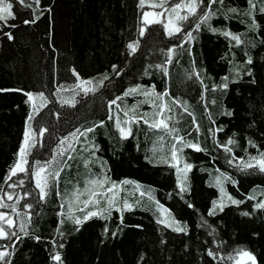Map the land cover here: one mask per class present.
Listing matches in <instances>:
<instances>
[{
  "label": "trees",
  "instance_id": "obj_1",
  "mask_svg": "<svg viewBox=\"0 0 264 264\" xmlns=\"http://www.w3.org/2000/svg\"><path fill=\"white\" fill-rule=\"evenodd\" d=\"M9 2L15 18L0 21V198L9 206L15 204L20 215L11 207L0 209L15 222L12 229L4 224L5 230L19 236L0 239V251L9 253L0 264H56L51 258L56 252L62 264H234L228 257L239 249L250 251L256 264H264V209L253 210L255 203L264 200V173L242 171L238 166L241 159L258 155V149L264 151V13L259 11L260 0L251 17L244 15L248 0H217L211 9L215 15L207 24L196 31V17H190L182 22V33L172 37L165 35L160 24L151 25L140 36L142 13L163 11L147 5L141 8L140 0H39V4L27 0L30 7L19 0ZM176 2L169 0L165 8ZM231 8L238 11L230 12ZM205 11L208 0H202L198 14ZM37 16L35 23H24ZM253 19L258 25L255 29L250 28ZM189 31L193 39L185 42L184 33ZM225 31L238 35L242 42L224 36ZM135 41L138 47L131 52L127 45ZM182 43L183 47H175L171 63H165L167 50ZM157 65L167 67L168 75ZM73 70L82 80H92L96 90L87 95L79 89L58 92L61 86L70 89L78 83ZM137 86L141 93L167 90L169 103L175 98L186 101L199 125L197 132L192 116L175 107V118L169 123L180 136L203 149L183 148V162L193 165L183 193L177 187L176 169L158 160L168 155L174 142L170 136L140 121L131 125L127 139H121L115 127L116 117L124 120V111L133 106L137 113L153 111L142 94L123 95ZM27 92H43L49 102L31 121L37 135L28 156L29 171L13 176L8 184L15 186L8 187L5 177L17 158L31 110ZM118 96L122 99L110 108V101ZM73 97L74 106L63 103ZM41 128L46 129L42 136ZM87 128L94 131L79 136L78 141L69 136ZM65 136L75 150L57 157L54 167L63 170L58 181L50 182L41 201L31 166L37 160L51 159ZM161 136L164 150L153 156L151 149ZM230 137L235 143L227 145L231 152H226L223 145ZM249 140L257 147H251ZM102 174L117 184L134 182L116 190L121 211L113 208L110 215L105 214L107 218L98 215L76 225L67 217L82 219L86 211L96 209L90 206L81 212L83 205L73 203L69 211L66 201L77 187L83 189L87 180ZM217 178L225 192L242 203L232 204L224 197L223 211L217 207L210 216L212 202L221 200ZM250 195L255 200H249ZM125 199L132 205L130 210H123ZM26 204L32 207L27 209ZM158 205L181 226L186 225V233L157 223L158 218L168 219L162 217ZM22 223L26 224L24 231H20Z\"/></svg>",
  "mask_w": 264,
  "mask_h": 264
},
{
  "label": "snow or ice",
  "instance_id": "obj_2",
  "mask_svg": "<svg viewBox=\"0 0 264 264\" xmlns=\"http://www.w3.org/2000/svg\"><path fill=\"white\" fill-rule=\"evenodd\" d=\"M36 4H39V0H35ZM202 0H179V2L172 3L170 7L165 8V4L169 3V0H159V2H156V0H140V7L144 8L146 5L153 9H163V11H144L141 16V27L139 29L140 36L143 37L145 32L147 31V28L154 24H160L163 29L165 35L172 37L177 34L182 33V22L189 20L190 17H196V24L195 29L198 31L203 24H207L208 21L212 18V16L215 15V13L211 10L212 5L217 2V0H208V11L203 12V14H198V8L200 7ZM220 3H223V0H219ZM19 3L25 7H30V5L27 4V0H19ZM12 3L9 2V0H0V21H6L8 19H14V14L12 12ZM257 8V0H248V8L244 11V15L252 16L253 11ZM230 12H237L238 9L231 8L229 9ZM259 11L261 13H264V0H260V6ZM182 12L184 14H182ZM39 17H35L33 20L28 21L25 20L24 23H35V20ZM14 26V25H13ZM257 22L255 19L252 20V23L250 25L251 29H255L257 27ZM213 31H216V29H212ZM226 37H230L231 40H234L237 44H240L242 41L238 35H235L231 32L225 31L222 33ZM9 39L12 38L11 34H8ZM185 42L190 41L193 39L192 32L189 31L187 33H184ZM139 42H131L127 45V48L131 52H135L138 47ZM175 47H183V43L177 46H174L172 48H169L166 53V62L165 63H171L172 61V54L175 51ZM248 63H251V60L249 59ZM157 68H160L165 76L168 75V69L164 65H157ZM113 71H116V66L113 65ZM73 75L76 76L78 83L72 86L70 89H65L62 86L57 89V91H64V90H70L73 92H76L77 89L82 91L85 95H87L89 92H94L96 90L95 87H93V81L92 80H82L78 73L73 70ZM104 80H107L108 77L105 75ZM197 79H199V74L197 73ZM225 80H227V77H224ZM201 83H203L201 81ZM100 84H103V80L100 81ZM206 87V86H205ZM220 87H227L226 84L220 85ZM216 86H213V90H215ZM136 93H140L143 96H145L147 99L144 102L149 103L150 107L153 108V111L151 113H137L136 106H133V108L124 111V120H121L119 116L116 117L115 127L117 131L119 132L121 139H127L128 136L132 134L131 125L139 123L140 121H143L150 129H154L157 131H163L166 136H170L172 140L174 141L171 143L168 147V155H160L158 157V160L160 163L168 164L170 167H173L176 169L177 173V187L180 189L181 193L187 190L186 187V181H187V174L192 169L193 165L189 163L183 162V158L181 153L183 152L184 147H189L194 149L195 151H202L199 143H193L189 140H186L185 137L179 135V130L174 126V124H170L169 122L174 120L175 118V107H181L185 112L188 113V115L192 116V123L196 126V131L199 132V125L196 122L195 116L193 113L188 111V104L187 102H180L178 98L171 99V103L165 100V97H168V92L165 90L163 93H157L155 92L154 88L150 90H145L142 93L140 92L139 86L130 88L123 94L124 96L133 95ZM27 96L26 103L30 106V112L26 118L25 122V130L23 133V139L21 141V144L19 146V149L16 153V160L15 162L9 167L8 174L5 177V184H8V181L12 179L13 176H16L18 173H24L26 171H29V167H26L29 165L28 156L31 154V149L35 147L36 144V132L32 130L31 121L35 119V115L44 107L47 106L48 98L44 95L43 92L40 93H31L27 92L24 93ZM122 99V97H116V99L111 100L109 107L111 108L112 105H116L117 100ZM159 101V103H157ZM63 103H71L72 106L75 104V99L71 101L65 100ZM131 113V115H130ZM168 113H173V115H168ZM112 119V117H109ZM103 122H101L102 125ZM222 129H217V131H221ZM46 129L41 128L39 130V134L42 136ZM94 128H87L83 132H81L80 129H76L75 132H72L69 134V136L73 139L78 141L79 136H86L87 133L93 132ZM69 136L63 137L59 144L57 145V148L53 150L51 159L41 163V161H36L35 166H31V176L32 179L35 181V186L37 189H39V195L41 201H43L47 196V189L49 188L51 181H58L60 177V173L63 170L60 167H54V165H58L57 157H62L67 153L70 149L75 150L73 148V145L71 142H69ZM164 136L159 137L158 141L154 143L153 148L151 151L153 152V156L156 155V153L163 152L164 145H163ZM235 141L230 137L227 141L226 145H223L226 152H231V148L227 147V145L234 144ZM249 145L251 147H257L251 140L248 141ZM67 144V147H64V145ZM156 144H159V148L156 147ZM179 145V146H178ZM69 159H72V157L69 155ZM235 159V158H234ZM66 163V162H64ZM183 163V166L180 165ZM229 163H232V160H229ZM88 166V162L85 161V167ZM242 171H246L248 169H258L260 172L264 173V151H259L258 149V155L252 156L249 155L247 161H244L241 159L239 161L238 165ZM21 185L24 183L22 180L19 182ZM134 182L129 180H124L119 182L117 184L114 181L110 180V177H108L106 174H102L101 176L97 178L89 179L85 182V186L83 189L76 188L72 193V199L70 201H66L69 204V211H71V205L73 203L75 204H82L83 207L79 209L81 212H85L86 209H88L90 206L96 210L94 211H86L83 218L80 217H72L69 216L67 218L73 219V222L76 225H80L83 221L88 220L91 217L100 216L102 218H107V215L111 214V210L115 208L117 211H121V209L118 206L119 196L118 192L116 191L121 185H128L133 184ZM217 184H220V193H221V200L216 201L214 200L213 207L209 210V215H215L216 209L219 207L220 211H223L225 205L223 204V198L227 197V200L230 201L232 204H239L242 203V201H238L233 199L230 195H228L224 188L222 187V182L217 178ZM105 185H108L105 187ZM13 184H8V187H14ZM136 190L139 191L140 186L136 185ZM59 195V193H57ZM141 195H144L143 192H141ZM5 196L9 200H12L13 197L5 193ZM82 196H86V199L81 200ZM149 199H152V197H149ZM249 200H255L254 195L248 196ZM101 201H104V206L101 207ZM17 203H19V199L17 200ZM11 207L13 212L17 213V216L20 215V213L17 212L16 206L14 205H7L3 202V199L0 198V209ZM25 208L30 209L32 207L31 204L24 205ZM61 207L63 208L64 205L62 204ZM189 207H192L191 204H189ZM132 208V205L128 203V201L125 199L123 201V210H130ZM264 209V200H260L257 203L253 205V210H261ZM158 210L161 212L162 217L167 215L168 219L164 218H158L157 223L163 224L165 227H171L173 231L177 232H185L186 233V225L181 226L178 221L171 218V214L167 212V209H164L162 205H158ZM61 215H64V213H61ZM242 215H250L248 212L242 213ZM28 220L30 222L31 217H28ZM123 218L121 217V222ZM0 239H11L12 237H16V239H19V236L16 232H8L4 228V224L7 225L8 229H12L14 227V220L8 216L4 212H0ZM63 223V221H61ZM175 225V226H174ZM174 226V227H173ZM26 228V224L20 225V231H24ZM59 232V228L57 229ZM108 229L105 228V232H107ZM25 234H27L25 232ZM115 235V233H113ZM39 239V237H37ZM55 246V245H54ZM60 247H63L61 244ZM9 255L8 251H0V261H3L5 257ZM209 256H212V251H209ZM52 260L56 262V264H62L61 256L59 252H56L52 255ZM228 259L233 260L234 264H256V257L248 250L246 249H239L236 251V255L229 256Z\"/></svg>",
  "mask_w": 264,
  "mask_h": 264
}]
</instances>
